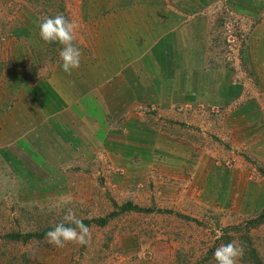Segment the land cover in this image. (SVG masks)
<instances>
[{
	"label": "rangeland",
	"instance_id": "obj_1",
	"mask_svg": "<svg viewBox=\"0 0 264 264\" xmlns=\"http://www.w3.org/2000/svg\"><path fill=\"white\" fill-rule=\"evenodd\" d=\"M109 6L0 0V264H264V224H251L264 212V0H202L216 92L197 83L190 104L161 109L148 90L125 121L131 97L103 95L115 118H89L87 138L11 129L6 93L77 50V22ZM122 129L130 141L109 135Z\"/></svg>",
	"mask_w": 264,
	"mask_h": 264
},
{
	"label": "crops",
	"instance_id": "obj_2",
	"mask_svg": "<svg viewBox=\"0 0 264 264\" xmlns=\"http://www.w3.org/2000/svg\"><path fill=\"white\" fill-rule=\"evenodd\" d=\"M107 1L109 9L92 14L87 26L77 22V28L88 36L81 39L77 50L59 59L53 57V61L43 57L45 60L33 67L38 76L28 68L18 78L23 90L6 93L13 131L19 135L25 131L28 136L44 133L48 137L59 134L87 138L89 118L109 126L105 119L113 117L109 115L111 108L103 104V95L110 106L117 102L108 94H119L121 104L126 95L131 97L130 106L119 103L120 109L115 111L119 117L125 116V121L138 117L136 111L143 110V96L148 90L156 97L149 103L159 102L161 109L168 108L169 103L190 104L188 100L197 83L216 92V87H209L206 81L208 77H222L221 71L209 66L204 44L208 41L207 17L194 19L203 13L202 0ZM225 77L229 79V75ZM106 79L114 80V84ZM184 91L185 101L176 96ZM97 123L94 122L99 132ZM125 127L133 128V123L127 121ZM123 129L109 135H115L118 141L121 134L130 141L128 130L125 133ZM104 137H99L101 143L112 140Z\"/></svg>",
	"mask_w": 264,
	"mask_h": 264
},
{
	"label": "trees",
	"instance_id": "obj_3",
	"mask_svg": "<svg viewBox=\"0 0 264 264\" xmlns=\"http://www.w3.org/2000/svg\"><path fill=\"white\" fill-rule=\"evenodd\" d=\"M132 210H136V208L134 206H127L125 209V211H132ZM251 224L254 227H258L264 224V212L257 219L251 221ZM223 240H225L227 243L231 242L229 241V238L227 236L223 238Z\"/></svg>",
	"mask_w": 264,
	"mask_h": 264
}]
</instances>
